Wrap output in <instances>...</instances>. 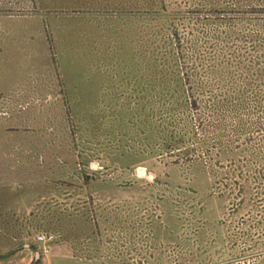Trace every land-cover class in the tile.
I'll return each mask as SVG.
<instances>
[{"label": "rangeland", "instance_id": "obj_1", "mask_svg": "<svg viewBox=\"0 0 264 264\" xmlns=\"http://www.w3.org/2000/svg\"><path fill=\"white\" fill-rule=\"evenodd\" d=\"M50 1L0 0V264H264V0H168L195 97L168 81L154 0Z\"/></svg>", "mask_w": 264, "mask_h": 264}, {"label": "trees", "instance_id": "obj_2", "mask_svg": "<svg viewBox=\"0 0 264 264\" xmlns=\"http://www.w3.org/2000/svg\"><path fill=\"white\" fill-rule=\"evenodd\" d=\"M50 1V0H49ZM131 1L134 2L135 0H62L61 2L57 3L55 0L50 1L47 5L44 4V8L48 11V9L53 8H59L60 6L68 11L76 10V7L79 8L80 11L83 12H114L123 14L124 16H127V14L130 12H133V3L131 4ZM141 8L146 6L145 3H141L139 5ZM150 11L154 14H156V17L161 19L164 25L168 27V40L170 41V47L171 50L167 54L168 62L169 64H172V69L170 70V77H169V83L173 89L174 92L178 93L181 97H195L193 90H196L200 92L201 95L204 96L205 93V82L206 79L201 78V81H197L194 79V74L190 73L188 70L183 71V69L187 66L189 67L191 62V58L188 54V45H190L191 41L187 39L186 35H184L180 29L178 28V12L177 2H168V0H154L153 3H150ZM53 7V8H52ZM117 7V8H113ZM113 8V9H112ZM177 14V15H174ZM160 22V21H159ZM187 49V52H186ZM190 49V48H189ZM159 59L155 61V63H158ZM159 67V65H156ZM210 67H214L217 71L219 70V67L216 65H211L208 67H203L204 72L209 70ZM219 72V71H218ZM212 73H216L215 70L209 71V75ZM217 74V73H216ZM197 76V75H196ZM195 76V77H196ZM203 79V80H202ZM230 90L227 88L224 91H221L220 95L218 97H224V100L222 102L223 105H226L227 101H231L232 97H230ZM239 100L244 97H237ZM194 104H196V101H194ZM218 103L213 104V109L217 110ZM225 124L222 119L217 118L213 125V129L216 130L214 139L215 142H213L212 147L214 150H216V157L218 158V163L222 164V159L225 154L229 153V150L227 149L226 145L229 143H224L222 141V138L219 136L220 127ZM219 126V127H218ZM232 133L236 134V137L239 136V139L236 141H239L240 139H243V135L247 133V130L242 125H236L234 126ZM209 135L210 133L206 134V139H202V145L207 146L206 148L210 149L208 147L209 143ZM214 136V135H213ZM237 139V138H236ZM245 143H238L235 145L234 149L237 151H234L232 148V154L233 156H238L239 158H245L246 157V150L244 148H241L242 145H247V139L244 138ZM230 145V144H229ZM247 149V148H246ZM207 150V149H206ZM254 156V155H253ZM203 157V155L201 156ZM240 160V159H239ZM236 162L237 168L236 170H240L241 172H244V169L247 168V165L243 161ZM264 179L263 177H261ZM247 182H249V177L247 176ZM259 184H263V182H260ZM250 187V195L254 193L253 189ZM261 188V187H259ZM252 191V192H251ZM261 195V191L259 192ZM258 195V193H257ZM262 196V195H261Z\"/></svg>", "mask_w": 264, "mask_h": 264}, {"label": "built area", "instance_id": "obj_3", "mask_svg": "<svg viewBox=\"0 0 264 264\" xmlns=\"http://www.w3.org/2000/svg\"><path fill=\"white\" fill-rule=\"evenodd\" d=\"M38 240L40 241V243H43L44 241H46V238L45 237H41Z\"/></svg>", "mask_w": 264, "mask_h": 264}]
</instances>
